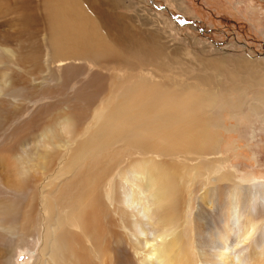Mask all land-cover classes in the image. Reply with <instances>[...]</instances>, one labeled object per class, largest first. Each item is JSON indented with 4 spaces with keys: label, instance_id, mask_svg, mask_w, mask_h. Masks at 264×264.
Segmentation results:
<instances>
[{
    "label": "bare ground",
    "instance_id": "obj_1",
    "mask_svg": "<svg viewBox=\"0 0 264 264\" xmlns=\"http://www.w3.org/2000/svg\"><path fill=\"white\" fill-rule=\"evenodd\" d=\"M36 2L0 0V13L7 4L19 24L12 29L26 43V49L4 47L8 40L0 35V62L8 54L16 56V64L44 58L48 72L27 91L16 76L0 75V264H10L36 227L42 242L35 264H90L94 253L99 258L107 251L101 227L106 209L126 229L139 264H189L192 194L204 185L199 172L216 174L208 178L210 185L228 175L220 158L195 152L202 139L215 151L222 141L215 136L220 122L206 113L203 117L199 107H188L192 99L212 100L214 90L206 85L202 94L187 85V53L179 46L173 55L150 19L127 21L118 12L124 0ZM37 16L43 24L42 48L31 37L40 29L31 24ZM126 50L133 53L131 62ZM161 56L166 66L178 59L182 83L169 82L167 71L155 73V58ZM8 97L15 100L14 108L2 105ZM115 161L122 164L117 167ZM180 174L187 179L178 183ZM235 177L225 201L210 199L212 205L224 204L226 214L205 251H211L206 264H264V181L250 184Z\"/></svg>",
    "mask_w": 264,
    "mask_h": 264
},
{
    "label": "rangeland",
    "instance_id": "obj_2",
    "mask_svg": "<svg viewBox=\"0 0 264 264\" xmlns=\"http://www.w3.org/2000/svg\"><path fill=\"white\" fill-rule=\"evenodd\" d=\"M5 1L10 3L12 0ZM25 1L31 3V6H35L38 0ZM124 1L126 5L119 7L118 12L123 13L127 21L129 17L134 19L135 16L150 19L152 21L150 27L163 37L160 38L161 40L168 42L171 50L173 48V55H177V50H180L178 49L179 46L187 53V59H189L187 72L190 78L187 85H195L194 87H197L196 89H199L202 94L204 87L209 86L208 88L211 87L214 90L209 94L212 100L205 98L198 102L192 99L188 103L189 108L199 107L203 117L206 113L213 120L220 122L218 135L215 132V136H220L222 141L216 147V151L205 146L209 143L202 139L198 148H195V152L204 151L211 153L208 157L220 158L221 165H224L223 171L228 173L225 178L210 185L208 178H214L216 174H211L208 170L200 171L199 174L201 175L197 178L204 181L203 189L198 191V188L194 187L192 194L194 219L191 222V236L193 241L188 245L191 249L187 258L189 264H206L205 262L210 259L211 251L207 253L205 251L210 248L213 240L212 234L217 232L216 226L223 225L222 220L226 214L224 204L221 206L212 205L210 199L220 197L225 201L224 199H226L230 189L228 184L232 179L237 180L235 175L241 179L246 178V183L250 184L264 181V83H258V79H264V0H129L132 4H128V0ZM180 2L186 4L184 8ZM2 8L4 12L0 13V35H6L8 41L1 45L8 48L22 47L26 49V43L24 45L21 42L23 39H20L18 30L12 29L19 24L16 25L13 20L14 16L10 14L7 4ZM33 17L35 16L33 15ZM37 17V22L32 19L31 24L40 29L35 30L31 37L42 48L43 24L39 16ZM14 23L15 25H13ZM133 23L135 25L136 21L133 20ZM30 32L32 33L31 30ZM24 34L25 36L30 35L26 31ZM128 53L129 55L126 57L131 62L133 53L126 50V54ZM15 58L16 56L11 54H8L7 59L1 58L0 75L6 73L16 76L18 80L20 79L21 86H28L24 89L25 91L40 85L48 75V72H45L44 64H42L44 58H41L38 64L27 62V60L17 62L19 66H17ZM196 58H202L200 63L197 62ZM177 60L174 58L173 63L166 66L163 56L155 58L157 66L155 73L162 75L167 71L171 74L169 82L182 83L183 79H178L181 65ZM219 60L226 61L225 64L228 63V66L224 65V68ZM243 60L244 62H242ZM210 61L215 66L209 65ZM245 61L247 64L250 61L252 65L244 66ZM132 64L134 67L136 65V69L139 66L133 62ZM121 65L124 66L125 63ZM147 68L149 65H145L144 69ZM135 71L138 72L139 70ZM227 73H231L234 77L229 78ZM198 75H201V81L194 79ZM21 82L24 83L21 84ZM213 86L216 90L213 89ZM219 93L221 94L219 95ZM221 95L222 98H220ZM3 99H6L7 102L1 101L2 105L4 104L7 108H14L17 105L12 97ZM16 101L18 103V100ZM50 102L56 103L55 100ZM206 126L210 129L215 128L209 127V123ZM231 126L234 130L225 131V127L231 128ZM192 150L191 147L189 151ZM214 151L215 154H213ZM116 162L114 165L116 164L117 167L122 164L118 165ZM115 169L108 170V173L116 172L117 169ZM186 179V175H178V183ZM187 205L188 202L186 201V208ZM116 217L114 212L106 209V218L102 220L101 227L107 234L104 244L107 251L99 258L94 253L90 264H139L137 257L140 255L133 251V246L129 244L126 229L120 226ZM36 228L38 229V227ZM36 228L33 229L32 235L22 239L23 245L17 248L10 264H35L41 248L40 242H42L41 235ZM91 255L88 257L91 258ZM157 256V253L152 256L151 261H155Z\"/></svg>",
    "mask_w": 264,
    "mask_h": 264
}]
</instances>
